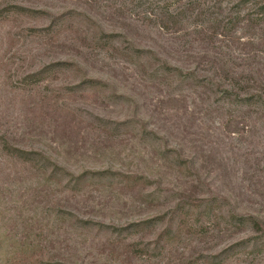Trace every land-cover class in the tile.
<instances>
[{
    "label": "rangeland",
    "instance_id": "1",
    "mask_svg": "<svg viewBox=\"0 0 264 264\" xmlns=\"http://www.w3.org/2000/svg\"><path fill=\"white\" fill-rule=\"evenodd\" d=\"M264 0H0V264H264Z\"/></svg>",
    "mask_w": 264,
    "mask_h": 264
},
{
    "label": "trees",
    "instance_id": "2",
    "mask_svg": "<svg viewBox=\"0 0 264 264\" xmlns=\"http://www.w3.org/2000/svg\"><path fill=\"white\" fill-rule=\"evenodd\" d=\"M253 225L255 226V228L257 229V231L261 232L262 235L264 236V229L261 228V226L256 221H253Z\"/></svg>",
    "mask_w": 264,
    "mask_h": 264
}]
</instances>
